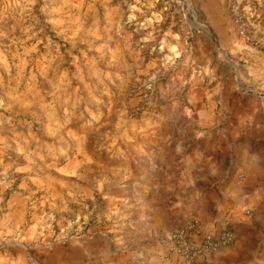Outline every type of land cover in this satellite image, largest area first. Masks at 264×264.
<instances>
[{"label": "rangeland", "instance_id": "rangeland-1", "mask_svg": "<svg viewBox=\"0 0 264 264\" xmlns=\"http://www.w3.org/2000/svg\"><path fill=\"white\" fill-rule=\"evenodd\" d=\"M223 11L219 38L206 15ZM211 71V86H261L264 0H0V264L16 263L7 250L43 218L49 204L37 198L101 202L99 191L74 194L89 179L115 182L90 168L130 150L142 123L172 102L171 87ZM65 214V228L51 214L39 228L57 235L90 222Z\"/></svg>", "mask_w": 264, "mask_h": 264}, {"label": "crops", "instance_id": "crops-1", "mask_svg": "<svg viewBox=\"0 0 264 264\" xmlns=\"http://www.w3.org/2000/svg\"><path fill=\"white\" fill-rule=\"evenodd\" d=\"M206 17L219 38L228 32L222 25L226 11ZM206 46L199 51L209 53ZM208 75L184 89L171 87L172 102L142 123L145 129L130 150L117 151L109 167L90 168L95 175L110 171L115 182L89 179L74 194L91 199L99 191L101 202L37 198L49 204L37 212L42 224L51 214L65 228V213L90 222L55 235L36 221L15 249L8 247L7 254L18 256L15 264H25L30 241L37 243L31 264H191L167 249L169 234L191 220L200 222L197 243L206 235L235 233L232 243L202 254L197 263L264 264V76L253 89L252 81L246 87L231 80L211 86L215 72Z\"/></svg>", "mask_w": 264, "mask_h": 264}, {"label": "built area", "instance_id": "built-area-1", "mask_svg": "<svg viewBox=\"0 0 264 264\" xmlns=\"http://www.w3.org/2000/svg\"><path fill=\"white\" fill-rule=\"evenodd\" d=\"M200 228L198 220H191L174 229L168 236V247L172 254H176L186 262L197 263V259L204 253L217 251L232 243L235 233L227 230L220 237L206 235L202 242L195 241V235Z\"/></svg>", "mask_w": 264, "mask_h": 264}]
</instances>
